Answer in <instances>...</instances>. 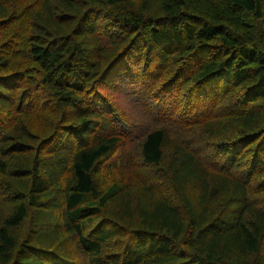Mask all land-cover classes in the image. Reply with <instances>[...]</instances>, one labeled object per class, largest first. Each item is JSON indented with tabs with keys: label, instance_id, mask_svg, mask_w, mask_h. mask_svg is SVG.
<instances>
[{
	"label": "trees",
	"instance_id": "1",
	"mask_svg": "<svg viewBox=\"0 0 264 264\" xmlns=\"http://www.w3.org/2000/svg\"><path fill=\"white\" fill-rule=\"evenodd\" d=\"M0 264H264V0H0Z\"/></svg>",
	"mask_w": 264,
	"mask_h": 264
},
{
	"label": "rangeland",
	"instance_id": "2",
	"mask_svg": "<svg viewBox=\"0 0 264 264\" xmlns=\"http://www.w3.org/2000/svg\"><path fill=\"white\" fill-rule=\"evenodd\" d=\"M121 104L123 105V108H124L126 111H130L129 106H127L126 103H124V102L122 101ZM133 111H134V110H133ZM133 111H131V112H133ZM97 180L102 181V180L100 179V177H98ZM102 184H103V183H102Z\"/></svg>",
	"mask_w": 264,
	"mask_h": 264
}]
</instances>
